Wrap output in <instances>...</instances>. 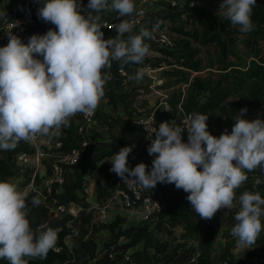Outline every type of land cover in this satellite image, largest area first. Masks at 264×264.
<instances>
[{
	"label": "clouds",
	"instance_id": "1",
	"mask_svg": "<svg viewBox=\"0 0 264 264\" xmlns=\"http://www.w3.org/2000/svg\"><path fill=\"white\" fill-rule=\"evenodd\" d=\"M256 5L257 0H222L219 10L240 32L249 33L254 30ZM108 9L119 17L136 10L134 0H111L110 4L109 0H88L87 5L77 0H45L38 18L56 30L32 35L27 44L6 33L8 43L0 47V149L14 150L20 141L32 142L37 136L58 137L62 128L70 126L71 117L88 116L97 109L105 95L103 70L111 69L113 60L143 64L149 54L145 38L151 39L152 33L141 27L139 34L125 40L122 37L133 31L134 22L121 20L117 36L105 39L100 18L92 13ZM145 74L138 69L129 79L139 82ZM247 111L242 108L231 133L225 130L219 137L207 131L208 115L203 113L189 115L184 128L162 122L147 149L155 156L150 170L143 162L129 168L133 144L115 153L109 171L144 189L152 190L157 183L174 184L189 193L186 199L201 219L211 220L218 210L235 206V190L248 179L246 171L264 166V120L243 119ZM185 130L186 143L182 142ZM27 198L28 193L15 183L0 182V258L10 264H28L25 257L46 258L58 239V228L33 233ZM238 202L231 235L237 247L250 248L262 231L264 198L245 191ZM40 204L38 196L32 197V207Z\"/></svg>",
	"mask_w": 264,
	"mask_h": 264
},
{
	"label": "crops",
	"instance_id": "2",
	"mask_svg": "<svg viewBox=\"0 0 264 264\" xmlns=\"http://www.w3.org/2000/svg\"><path fill=\"white\" fill-rule=\"evenodd\" d=\"M176 2V1H175ZM191 0H179L177 5L174 7L176 9L165 10L160 9L155 14L148 16L144 23L137 28H134L131 33L124 34L123 39L127 40L128 36L139 34L141 27L146 28L152 33V38H145V43L149 45V54L146 59L153 63L156 71V83L162 82V85H157L155 89H149L151 82L144 76L142 81L137 82L136 80H130V76H134L138 69H142L145 63L141 65H136L134 71L126 70V76H119L118 81L122 82L123 90L118 92L131 93V96L126 100L127 107H124L121 103L115 108L108 104V100L101 98L99 106L97 107V118L91 123L86 129L87 137L90 140V151L94 156H104L95 162L94 166L90 171L84 176L86 181V186L84 189L85 197L83 198L81 192L76 191L75 195L77 200L76 204H79L83 209H92L98 204H100L104 198L108 195L110 191L109 185L105 181L100 183V194L98 197L97 187H96V176L100 170L110 173L115 176V173L110 172L109 167L112 165L111 159L114 157L115 153H118L121 148L125 146L135 145L132 151H137L139 153V158L132 168L137 164L143 162L148 167L146 170H150L152 166V160L155 156H150L148 154V147L150 146V138L143 132L139 130L134 121L142 116L154 112V119L157 128L162 122H171L172 125L178 126L177 119L172 112L163 111L160 108L156 109L158 102L161 100L159 95H156L153 90H161L162 94H168L170 96V104L176 102L179 96L182 94L183 90L186 94L191 84V81L195 78L204 79L207 76H200L201 73L210 71V68L203 69L200 72H193L186 68L180 67L176 68H166L164 66V61H171L172 57L164 56L162 60L152 62L150 59V53L157 49V46L153 42L154 36L159 32H165L171 36L175 41L181 40L182 37L179 33L171 31L172 27L182 26L184 30H191L195 25L188 19V14L194 11H202V6L200 9L192 8L190 6ZM45 0H41V7L44 6ZM135 11L132 15L139 9L144 8L147 13V5H156L147 0H134ZM20 0H2L0 2V30L3 22L14 18L19 13ZM171 6V5H170ZM146 7V9H145ZM173 7V6H172ZM151 8H148V10ZM205 13H210L203 11ZM6 13V15H4ZM118 13L108 10L102 11L100 13H92V15L102 16L100 19L111 18L115 19L117 23L121 20H128L131 16L119 17ZM87 16V13H85ZM212 15V14H211ZM185 16V17H184ZM185 20V24H183ZM49 29L56 30L55 25L51 23H46L39 19V29L36 32L38 34H46ZM159 29L163 31H159ZM25 44H27L25 42ZM42 59V57H37ZM159 68H163L158 70ZM215 69V68H214ZM213 69V70H214ZM181 71H185L186 79L180 77ZM216 71V70H215ZM174 74H173V73ZM219 72V71H217ZM173 79H176L173 82ZM114 81V80H113ZM110 82L108 88L104 91L110 89ZM189 82V83H187ZM189 84L185 90L183 86ZM195 100L198 105L195 113H200L202 106L205 102V97L199 96L197 93L194 94ZM130 103V105H129ZM60 136H63V132H60ZM77 141V140H76ZM46 146L45 150H49L51 153V146H53V140L51 141L49 137L45 139ZM184 142V141H182ZM186 143V142H185ZM50 148V149H49ZM52 158L47 157L44 160V165L49 164ZM12 176L10 182L15 183L17 187H21L20 180L25 182V175L22 168L16 164V160H13L9 164ZM43 170V169H42ZM41 170V171H42ZM202 170V169H198ZM40 171V173H41ZM246 171V170H245ZM264 170H258L257 168L251 172H247V177L249 175L256 176V179L252 183V188L255 189L262 180L258 177L259 173H263ZM79 173V167L76 169H66V181L65 187L69 186L75 181L76 176ZM39 177L37 178V181ZM156 187L160 190L166 200L167 208L161 216V219L157 223L144 224L136 218L134 214L126 212L124 210H110L104 217H98L95 214V219H91V224L85 226L87 230V238L90 235L92 226L98 228V232L93 236L94 241L97 245V253L100 255L101 249L105 248L107 244L113 241L114 234L110 232L109 225L115 221L117 222L116 232H120L122 229L127 227H144L147 229V234L135 247L127 250L129 254L136 252L139 254L138 257L131 258V261L136 259V264H174L177 258L182 254L184 250H191L192 254L197 253L199 255L198 264L200 260L206 264H220L223 260L229 259L232 264H257L259 259H264V223L262 222V231L259 234L256 242L250 248H239L237 247L236 238L231 235V228L235 225L236 221L234 219L236 212L239 210L238 198L243 192L248 191L245 186V182L236 189V199L234 200V207L229 210L222 208L217 211L211 220L201 219L200 216L195 212V210L190 205V202L186 199L189 193H185L183 189H176L174 184H162L157 183ZM18 190H20L18 188ZM90 215L93 218L92 212ZM171 217H173L171 219ZM168 224L169 227H166ZM203 231V234L199 232ZM207 234V238L206 234ZM78 238V237H76ZM117 242L123 243L124 238H120ZM72 242L66 246L70 249L72 247ZM146 254V261L144 255ZM97 256V257H98ZM167 260V257H170ZM192 256V255H191ZM97 257L90 260L88 264H99ZM177 263V261H176ZM184 264H189L188 260Z\"/></svg>",
	"mask_w": 264,
	"mask_h": 264
},
{
	"label": "trees",
	"instance_id": "3",
	"mask_svg": "<svg viewBox=\"0 0 264 264\" xmlns=\"http://www.w3.org/2000/svg\"><path fill=\"white\" fill-rule=\"evenodd\" d=\"M2 0H0L1 2ZM216 7L218 3L220 4L222 0H207ZM78 4L87 5L88 0H77ZM201 8V7H200ZM197 8V9H200ZM85 14V13H82ZM188 19L195 25L191 30H184L182 26L172 27L171 31L175 33H179L182 37L181 40L175 42V47L172 50L166 49H158L164 56L172 57L173 59H177L181 67L186 68L193 72H200L206 68H200V62L195 60V56L198 54L197 50L190 49V39L194 43H198L201 45H209L214 44L219 48L220 55L218 60V65H226L229 68H212L219 72H224L225 74L221 77H218L217 80H211V78L199 79L195 78L193 82H191L188 92L187 98L185 102L184 108L187 111L195 112L197 108V101L195 100L194 94L197 93L199 96L205 97V102L202 106L201 112L203 114L208 115V120L214 117L212 111L218 107L224 105V100L229 95H237L241 91L247 89V101L245 105L239 104L235 107L230 108V117L235 118L240 115V110L242 108H247L250 110L252 106L255 104L256 99L264 98V66L263 64H256L255 62H251L249 68H239V65L232 64L228 65L227 59L230 55H234L235 52L232 49L233 42L235 38L233 35L235 34V30H230V26H232L229 19H226L222 16L223 21H218V16H213L211 14L205 13L203 11H194L188 14ZM252 21L254 24V35H261L264 32V4L257 2V5L253 9L252 13ZM39 25V24H38ZM238 27V26H237ZM38 26L36 27V29ZM104 32V38H113L114 30L111 29H101ZM264 43V36H263ZM179 50V51H178ZM137 64L129 63L127 65L123 64L122 61H112V67L109 69L113 74L114 81L110 84V89L105 92L103 98L108 100V104L113 108L117 106V103H122L124 107H127L126 100L131 96V93H123L118 92L119 90H123V85L121 81H118V69L122 68L125 71L133 70ZM229 70V72H227ZM252 81V82H248ZM250 100V101H249ZM80 113L76 114L79 116ZM71 119V118H70ZM71 121V120H70ZM63 136L56 137L53 140V145L56 141L61 143V148L56 150L55 152H68L74 146L75 140L77 139L74 136L75 127L73 122H70V126L67 128H62ZM90 147V146H89ZM32 149L25 141H20L17 147L14 150L5 151L0 149V182L2 181H10L12 172L10 170L9 164L15 160V156L20 153H31ZM104 156H94L91 154L90 149L88 148L82 158L80 163L73 169L79 167V173L75 178V181L71 183L69 186H63L62 196H58L55 198L51 196L49 200L57 199V204H67L70 202H75L77 197L75 195L76 191L81 192L83 198L85 197L84 189L86 186V181L84 180V176L88 171L92 169L95 162L99 159H102ZM112 165L109 167V169ZM120 178L115 175L112 176L108 172H104L100 170L96 176V187L98 197H101L100 194V183L101 181H105L107 185L113 186L115 182ZM256 179V176H250L245 181L246 189L249 192H258L261 197L264 198V179L262 183H260L255 189L252 188V183ZM27 184V180L22 183L24 187ZM35 197L33 194H28V198L26 203L30 209L28 214V219L30 222V228L34 234H39L36 230L38 226L46 224L51 215L49 213L48 208L41 202L38 207H32L31 199ZM173 217H171L172 219ZM91 215L80 214L77 218L74 226H77V230L79 231L80 237L73 238L76 242L72 245L71 250L64 243V237L66 233L63 231L58 234L57 245L61 248L60 252H55L50 250L46 258H32L28 260V264H88L90 260L95 259L98 256L97 253V245L94 241L93 236L98 232V228L92 226V230L90 231V235L85 238L87 235V230L85 226H89L91 224ZM117 222L115 221L109 225L110 232L114 234L113 241L110 244L105 246L106 249L110 247L111 244H115L120 238H124V242L119 246V249L123 251H127L130 248L135 247L147 234V229L144 227H127L122 229L120 232H116ZM203 234V231L199 232ZM206 234V232H205ZM207 238V234L206 237ZM191 250H184L182 254L177 258L174 264H184L192 255ZM139 254L133 252L130 254V257H138ZM146 261V254L144 255ZM167 257V260L170 259ZM119 260V256L115 261L109 260L106 256L102 258L100 261L101 264H117ZM7 260L4 258H0V264H6ZM142 264V263H140ZM200 264H206L201 262Z\"/></svg>",
	"mask_w": 264,
	"mask_h": 264
},
{
	"label": "built area",
	"instance_id": "4",
	"mask_svg": "<svg viewBox=\"0 0 264 264\" xmlns=\"http://www.w3.org/2000/svg\"><path fill=\"white\" fill-rule=\"evenodd\" d=\"M147 1L158 3L161 0ZM170 5L175 7L177 3L175 1H171ZM190 6L192 8H200L202 3L200 0H191ZM39 7H41V0H20L19 13L14 18L5 20L1 26L0 47L6 46L8 43V36L6 33L12 32L23 41L32 31L36 29L39 24V18L37 15ZM108 11L113 12L111 9H108ZM145 18L146 12L142 7L139 8L134 15L128 19V21L134 22V28H137L144 23ZM99 22L102 25V29L114 30L113 38L117 36L116 25L119 23H117L115 19L101 18ZM153 42L157 46V49L150 53V59L154 63L155 61L157 62L164 58V55L158 49L172 50L175 47V40L165 32H159L156 36H154ZM143 63H145V66L142 68L146 71L145 77H147L151 82L149 89H155L158 84L162 85V82L156 83L155 74L157 69L152 67L153 63L147 60L146 57ZM161 69L163 68H159L158 70ZM103 73L107 76L106 83L104 85L105 90L106 85L112 82L114 77L109 69H104ZM117 73L118 76H126V71L122 68H119ZM188 85L189 84H185L183 88L185 87L186 90ZM153 91L156 95L161 97L156 109L160 108L163 111L172 112L177 119L178 126L182 128L186 127L187 117L195 113L187 111L184 108L186 102V91L184 92L183 90L182 94L173 106H171L169 102L170 96L168 94H162V92H160L161 90ZM96 118V110L88 116L80 113L79 116L75 115L71 117L70 122H73L75 127L73 137H76L77 141L75 140L74 146L68 152H55L61 148V143L56 141V143L50 147L52 149L51 153H49V150L47 151L44 149V146L47 145L45 142L46 136H37L34 141L26 142L32 149L31 153H20L15 156L16 164L22 168L25 180H27V184L23 187L24 190L28 194H33L35 197H39L41 202L48 208L51 218L59 217L60 226L58 234L63 231L66 233L64 237L65 245L69 243V238H71L70 236L80 237L79 231L74 227V224L81 213L88 215L91 211L92 214H94L92 218L94 221L96 220L95 214L98 217H104L108 211L120 209L134 214L138 221L144 224H152L159 222L162 214L167 208L165 197L157 187L152 190L144 189L138 184L131 185L127 180L123 181L122 179L117 180L115 184L110 187V191L104 200L92 209L85 210L81 205L76 204L75 202L57 204V199L49 200L51 196H54L55 198L62 196V188L66 181V169L75 168L80 163L84 152L89 148L91 142L87 137L86 128L93 123ZM134 123L141 132L145 133L150 138V142H152V139L155 138L154 130H158L154 119V112L136 119ZM187 136L188 133L185 130L182 133V141L187 142ZM47 157L52 158V161L49 164L46 163V165H44L43 162ZM138 158L139 153L136 150L129 153L128 166L130 169L134 166ZM38 177L39 180L37 181ZM44 226L45 224L38 226L36 228L37 232L40 233ZM165 226L169 227L168 224H165ZM120 245L121 243L116 242L115 244H111L108 249L102 248L100 255L97 257L99 264H101L100 261L105 256L111 261H115L117 256H119L117 264H130L131 257L129 252L119 249ZM69 250H71V248ZM53 251H61L57 242ZM198 260L199 255L195 253L188 259V263L198 264ZM220 264H232V262L229 259H225ZM257 264H264V259H259Z\"/></svg>",
	"mask_w": 264,
	"mask_h": 264
},
{
	"label": "rangeland",
	"instance_id": "5",
	"mask_svg": "<svg viewBox=\"0 0 264 264\" xmlns=\"http://www.w3.org/2000/svg\"><path fill=\"white\" fill-rule=\"evenodd\" d=\"M171 1L178 2L179 0H161L157 4L154 3L156 5H147V13L146 14L148 16H151L152 14H155L158 11H160V9H165L167 11L169 10V8L176 9L177 7L174 8V7L170 6ZM110 2H111V0H109V3ZM148 2H150V1H148ZM200 2L203 5L202 9H201L202 11L210 12L209 14H212L213 16H218L219 22L223 21L222 17H220V16H222V10H219V5H220L219 3L215 7V6H213V4L211 2H209L207 0H200ZM257 2L264 4V0H257ZM148 8H151V9L148 10ZM145 9H146V7H145ZM102 16H99V17H102ZM99 21H100V19H99ZM183 24H185V20H184ZM38 29H39V25H38L37 29L32 31L27 36V38H25L22 41V43H24V44H25V42L28 43L29 37H31L32 35H36V32ZM230 30H232V31L235 30L234 31L235 34L233 35V38H235V40H234L233 46H232V49L235 52V54L230 55L228 57L226 63L228 65H232V64L239 65L240 66L239 68H249L251 62H255L256 64H263V66H264V43L262 40L263 36H264V32L261 35H254L253 31H251L249 33H242L239 31V27L233 26V25L230 26ZM159 31H163V30L159 29ZM38 35H43V34H38ZM175 42H174V44H175ZM190 49L198 51V54L195 56V60L197 62H200V68H210L211 69L210 71H206L205 73H201L202 75H200V76H207V78H211V80L214 81V80H217L218 77L223 76L225 73L224 72H217V71L213 70L212 68H221L222 70L224 68H229L224 64L220 65V67H219L218 60H219L220 51H219V48L216 47V45H214V44H209V45L205 46V45H201L198 43H194L190 39ZM163 64L166 68H174L173 66H176V68L181 67L180 62L175 58L172 59L171 61H164ZM227 72H229V70H227ZM186 74L187 73L185 71H181L180 77L183 78V80H185ZM175 80L176 79H173V82H175ZM193 80H195V79H193ZM193 80L191 82H193ZM248 82H252V81H248ZM108 86H109V83L106 85V88H108ZM247 94H248V90L245 89L237 95H235V94L229 95L224 100V103H223L224 105H222L221 107H218L212 111L211 114H213L214 117L210 118L209 120L207 119V121H206V124L208 125L207 131L211 135H213L215 137H219L225 130H227V132L229 134L231 133L233 125L236 123V120H235L236 117L235 118L230 117V108L235 107L236 105H239V104L245 105L246 102L248 103ZM118 104L121 105V103H118ZM129 105H130V103H129ZM242 118L246 119V120H250V121L254 120L256 118H260V119L264 120V98L256 99L255 104L252 106V108L250 110L247 111V113H245L242 116ZM61 132H63V131L61 130ZM46 137H48V136H46ZM55 138L56 137H49V139L51 141L54 140ZM257 169L258 170L259 169L264 170V167H257ZM258 175H259L258 177L260 178V180L264 179L263 173H259ZM19 182H20V184L23 183L22 180H20ZM18 188L20 189V191L26 192L24 190V188H21L20 186ZM261 220L264 223V217H261ZM74 227L77 229V226H74ZM70 237L71 238H69V239L71 240L72 244H74L76 242V240L73 238V236H70ZM25 259L28 261V260H31L32 258L25 257ZM6 264H10V262L7 260ZM130 264H136V259L131 261Z\"/></svg>",
	"mask_w": 264,
	"mask_h": 264
},
{
	"label": "water",
	"instance_id": "6",
	"mask_svg": "<svg viewBox=\"0 0 264 264\" xmlns=\"http://www.w3.org/2000/svg\"><path fill=\"white\" fill-rule=\"evenodd\" d=\"M59 226H60L59 217H53L45 224V226L41 229V231L47 229L48 227H53V228L59 229Z\"/></svg>",
	"mask_w": 264,
	"mask_h": 264
}]
</instances>
